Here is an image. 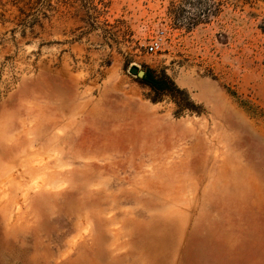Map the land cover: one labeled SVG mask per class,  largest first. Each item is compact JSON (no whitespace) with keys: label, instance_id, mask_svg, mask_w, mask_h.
Here are the masks:
<instances>
[{"label":"rangeland","instance_id":"1","mask_svg":"<svg viewBox=\"0 0 264 264\" xmlns=\"http://www.w3.org/2000/svg\"><path fill=\"white\" fill-rule=\"evenodd\" d=\"M263 20L0 0V264H264Z\"/></svg>","mask_w":264,"mask_h":264},{"label":"built area","instance_id":"2","mask_svg":"<svg viewBox=\"0 0 264 264\" xmlns=\"http://www.w3.org/2000/svg\"><path fill=\"white\" fill-rule=\"evenodd\" d=\"M162 46H163V39L160 36H157L155 38L152 39V41L150 42L147 51L151 54H155L157 52H160L162 50Z\"/></svg>","mask_w":264,"mask_h":264},{"label":"trees","instance_id":"3","mask_svg":"<svg viewBox=\"0 0 264 264\" xmlns=\"http://www.w3.org/2000/svg\"><path fill=\"white\" fill-rule=\"evenodd\" d=\"M258 29L260 30V32L264 35V20L261 22V24L258 26ZM145 82L146 84L151 87V88H154V89H161L159 86H158V81L154 80V78L147 74L145 76Z\"/></svg>","mask_w":264,"mask_h":264},{"label":"water","instance_id":"4","mask_svg":"<svg viewBox=\"0 0 264 264\" xmlns=\"http://www.w3.org/2000/svg\"><path fill=\"white\" fill-rule=\"evenodd\" d=\"M131 73H132V74H138L139 76H141V73L138 72L137 67H132V69H131Z\"/></svg>","mask_w":264,"mask_h":264}]
</instances>
